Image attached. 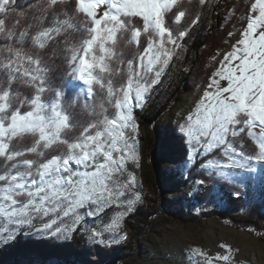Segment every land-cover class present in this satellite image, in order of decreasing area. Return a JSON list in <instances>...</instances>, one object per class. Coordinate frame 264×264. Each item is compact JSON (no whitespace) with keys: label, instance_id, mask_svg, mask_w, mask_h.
Segmentation results:
<instances>
[{"label":"snow or ice","instance_id":"obj_1","mask_svg":"<svg viewBox=\"0 0 264 264\" xmlns=\"http://www.w3.org/2000/svg\"><path fill=\"white\" fill-rule=\"evenodd\" d=\"M210 2L198 0L201 8ZM180 3L0 0V242L26 233L70 238L78 229L106 246L127 238L122 222L142 195L129 166L139 160L134 108L200 20L197 12L188 26L169 27L186 16ZM244 7L240 38L175 131L190 145L188 164L211 154L198 165L209 177L259 178L264 194V0ZM121 42L134 51L117 57L126 73L113 83L109 64ZM57 60L69 78L59 85L52 75ZM94 85L107 89L99 110L89 103L98 96ZM112 208L119 211L109 223L90 227Z\"/></svg>","mask_w":264,"mask_h":264},{"label":"rangeland","instance_id":"obj_2","mask_svg":"<svg viewBox=\"0 0 264 264\" xmlns=\"http://www.w3.org/2000/svg\"><path fill=\"white\" fill-rule=\"evenodd\" d=\"M246 3L247 0H228L224 3L229 7L223 10L219 31L205 45L193 80H186L182 85L185 96L182 99V94H176L172 106L166 104V97L156 105V109L167 105L165 110L172 121L165 127V132L184 144L181 154L173 156L163 166L155 165L151 160V151L144 145L147 126L140 115H145L152 107L161 82L147 96L142 107L134 108V117L139 125V160L129 166L136 175L142 195L135 210L122 222L121 232L126 233L127 238L106 246L93 243L89 239L90 233L80 229L70 238L19 234L12 241L0 242V264H208V261L211 264H264V232L239 227L222 216L206 218L200 224L183 223L175 219L169 210L172 206L191 214L253 211L264 215V194L259 178L242 182L240 177H232L230 182L218 176L209 177L207 171L198 165L202 160L211 158V154L197 156L195 165L188 164L190 145L181 140L180 134L175 131L181 115L194 107L219 62L240 38ZM174 109L175 112H172ZM145 163L153 165L156 183L148 177ZM200 179H204L206 184H197ZM236 192L241 194L237 196ZM147 204L153 211V223L147 234L137 235L129 219L141 205ZM115 211L119 209H108L94 222L90 220V227L99 228L109 223ZM59 247L64 248L66 253L53 256L41 251ZM195 249L204 255H195ZM225 255L229 256V261L216 259Z\"/></svg>","mask_w":264,"mask_h":264},{"label":"trees","instance_id":"obj_3","mask_svg":"<svg viewBox=\"0 0 264 264\" xmlns=\"http://www.w3.org/2000/svg\"><path fill=\"white\" fill-rule=\"evenodd\" d=\"M228 0H211L210 4H206L201 8L198 4V0H181V3L177 7H182L186 10V16L181 20L180 24L169 23L168 26L173 29H179L181 27L188 26L191 19L195 18L197 12L200 13V20L197 24L190 28L189 34L181 41L182 47L177 49L178 56L173 57V62L163 76L160 85L156 89L155 100L145 115H140L145 120L147 126L144 137V145L148 148L151 153V160L155 165L167 164L173 156L181 154L184 150V144L178 141L175 137H172L169 133L165 132V127L168 123H171L172 119L167 116L166 106H172L176 99V94H182V99L186 94L182 85L186 80H193L196 75V69L203 56V49L206 44L210 42L213 36L219 31L222 22L223 10L229 5H224ZM170 15V13H169ZM142 26V25H141ZM142 47L147 44V36H141ZM134 51L133 46H129L121 42L118 45L117 54L114 56L109 64L112 69L110 78L113 83H117L125 76L126 65L119 62L121 53L125 57H130ZM68 66L60 63L57 60L56 64L53 65V79L56 84H60L62 80L66 81L69 78L66 73ZM109 75L105 74V79H108ZM98 92V96L94 100L89 101L90 104H94L97 110L101 102H106V87L103 91L99 90V85H94ZM68 92V99L73 96L72 85L69 84L65 89ZM166 97V106L157 108L156 105L162 98ZM82 103V101H81ZM176 109V108H175ZM175 109L172 112H175ZM79 118H84L80 115V109L77 108ZM108 111L111 112V106H108ZM251 143V141H249ZM147 166L148 177L155 181V175L152 170V164L145 163ZM150 204L141 205L136 212L130 217L129 222L137 235L147 234L153 223L151 214L152 209L149 207ZM170 214L177 220L183 223H195L200 224L206 218L214 216H222L226 219L231 220L233 223L243 228H252L260 232H264V215H260L253 211H244L237 213H228L221 211H208L201 214L187 213L185 210L170 207ZM42 253L51 254L53 256H59L66 253L64 248L54 249H41Z\"/></svg>","mask_w":264,"mask_h":264}]
</instances>
